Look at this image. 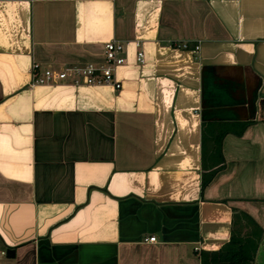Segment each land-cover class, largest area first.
<instances>
[{
  "label": "crops",
  "instance_id": "obj_1",
  "mask_svg": "<svg viewBox=\"0 0 264 264\" xmlns=\"http://www.w3.org/2000/svg\"><path fill=\"white\" fill-rule=\"evenodd\" d=\"M110 40L119 88L33 83ZM237 212L264 264V0H0V264H200Z\"/></svg>",
  "mask_w": 264,
  "mask_h": 264
},
{
  "label": "trees",
  "instance_id": "obj_2",
  "mask_svg": "<svg viewBox=\"0 0 264 264\" xmlns=\"http://www.w3.org/2000/svg\"><path fill=\"white\" fill-rule=\"evenodd\" d=\"M244 127L239 124L238 131ZM230 129L221 127L210 130L211 141L207 145L203 132L200 135V188L204 187L211 179L215 168L221 162L219 152L220 137ZM215 134H214V133ZM237 132V131H236ZM246 227L245 231L241 228ZM262 230L245 213H232L231 227L228 240L213 252H200V264H253V256L256 251Z\"/></svg>",
  "mask_w": 264,
  "mask_h": 264
},
{
  "label": "built area",
  "instance_id": "obj_3",
  "mask_svg": "<svg viewBox=\"0 0 264 264\" xmlns=\"http://www.w3.org/2000/svg\"><path fill=\"white\" fill-rule=\"evenodd\" d=\"M181 46V45H179ZM181 47H185L182 45ZM124 45L115 40L107 41L103 44V60L99 64H65L57 68H39V65L32 63L31 74L33 83L45 84L54 83L56 80L70 79L71 82H81L89 85L109 84L114 88H119L120 83L114 79V68L124 62ZM136 62H142V51L135 52ZM147 242L155 241V236L145 238Z\"/></svg>",
  "mask_w": 264,
  "mask_h": 264
},
{
  "label": "water",
  "instance_id": "obj_4",
  "mask_svg": "<svg viewBox=\"0 0 264 264\" xmlns=\"http://www.w3.org/2000/svg\"><path fill=\"white\" fill-rule=\"evenodd\" d=\"M13 254H14V250L12 248H6L4 250V256L7 257V258L8 257H12Z\"/></svg>",
  "mask_w": 264,
  "mask_h": 264
},
{
  "label": "rangeland",
  "instance_id": "obj_5",
  "mask_svg": "<svg viewBox=\"0 0 264 264\" xmlns=\"http://www.w3.org/2000/svg\"><path fill=\"white\" fill-rule=\"evenodd\" d=\"M58 81H61V80H58ZM57 80H56V82H58Z\"/></svg>",
  "mask_w": 264,
  "mask_h": 264
}]
</instances>
